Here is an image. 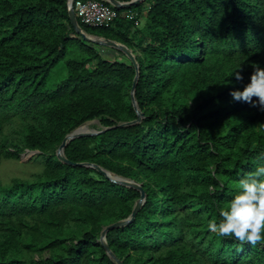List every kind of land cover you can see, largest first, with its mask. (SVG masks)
<instances>
[{
    "label": "trees",
    "instance_id": "trees-1",
    "mask_svg": "<svg viewBox=\"0 0 264 264\" xmlns=\"http://www.w3.org/2000/svg\"><path fill=\"white\" fill-rule=\"evenodd\" d=\"M118 13L107 26L78 21L139 62L144 118L129 126L119 124L138 118L137 71L123 52L84 40L68 0H0V166L27 151L44 159L29 177H0V264H115L102 231L141 192L56 154L94 119L104 131L71 140L67 158L147 195L133 222L107 233L124 264H264V241L208 227L264 163V110L230 95L242 87L235 71L246 81L264 65V0H144Z\"/></svg>",
    "mask_w": 264,
    "mask_h": 264
},
{
    "label": "clouds",
    "instance_id": "clouds-1",
    "mask_svg": "<svg viewBox=\"0 0 264 264\" xmlns=\"http://www.w3.org/2000/svg\"><path fill=\"white\" fill-rule=\"evenodd\" d=\"M233 76L242 82V87L230 89L232 99L259 105L264 110V65L254 63L246 81L242 69ZM220 216L222 219L218 222L213 220L208 224L218 235H230L250 243L264 241V163L242 176L239 190L228 205L221 208Z\"/></svg>",
    "mask_w": 264,
    "mask_h": 264
},
{
    "label": "water",
    "instance_id": "water-1",
    "mask_svg": "<svg viewBox=\"0 0 264 264\" xmlns=\"http://www.w3.org/2000/svg\"><path fill=\"white\" fill-rule=\"evenodd\" d=\"M107 1L109 3H111L114 7H116L117 9H124V8H130L131 6L136 5V4H138L144 0H131V1L107 0ZM74 2H75V0H68L69 16H70L71 23H72L75 31L79 35H81L84 38V40H86L88 42H92L96 45L114 48V49H117V50L123 52L128 57V59L133 63V65L135 66L137 74H136V77H135L134 82H133L131 96H132L133 106H134V108L138 114V118L136 120H133L130 122L120 123L119 125L120 126H129V125H133L136 123H140L142 121V119L144 118V113L140 110L138 102H137V98H136V87H137V83L139 80V68H140V66H139V62L137 61L135 54L133 53V51L130 48H128L126 45H124L120 42H117L115 40H111L108 38L100 37V36L90 35L87 32H85L79 24V21H78V18H77L75 9H74ZM87 122L83 123L80 127L73 130L70 134H68L64 138V140H63L62 144L60 145V147L58 148L56 154H57L58 159L65 164L92 167V168L102 172L103 174H105V176L107 178H109L111 181L125 185V186H128V187H131V188H135L141 192V197L137 200L132 214L127 219L119 220L117 222H114L113 224L106 226L103 229L102 234H101V238H100V241L103 244V246L105 247L107 254L114 261V263L115 264H124L123 261L121 259H119L116 256V254L111 250V248L107 242V233H108V231H110L112 229L121 228V227H124V226L130 224L131 222H133L134 219L136 218V215L138 214L140 208L144 204L147 195H146V192H145L144 188L142 187V185L140 183L136 182L135 180H131V179L124 178V177H121L119 175L113 174V173L105 170L104 168H102L101 166H99L97 164L73 163L72 161H70L67 158V156L65 155V148L71 140H73L75 138L83 137V136L96 135V134H99V133L104 131V130H101L100 132H86V131L79 132V129L82 126L86 125Z\"/></svg>",
    "mask_w": 264,
    "mask_h": 264
},
{
    "label": "rangeland",
    "instance_id": "rangeland-1",
    "mask_svg": "<svg viewBox=\"0 0 264 264\" xmlns=\"http://www.w3.org/2000/svg\"><path fill=\"white\" fill-rule=\"evenodd\" d=\"M146 21L145 12L141 15L139 25L142 26ZM110 55L116 56L114 53ZM88 130L86 132H100L104 129L100 119H94L86 123ZM38 152L27 151L21 155L19 162H4L0 166V177L6 182L13 177H29L40 172L44 166V159L35 157ZM25 164H27L25 166Z\"/></svg>",
    "mask_w": 264,
    "mask_h": 264
},
{
    "label": "built area",
    "instance_id": "built-area-1",
    "mask_svg": "<svg viewBox=\"0 0 264 264\" xmlns=\"http://www.w3.org/2000/svg\"><path fill=\"white\" fill-rule=\"evenodd\" d=\"M74 9L77 18L89 26H107L119 16L118 9L107 0H75ZM134 16L128 13L129 18Z\"/></svg>",
    "mask_w": 264,
    "mask_h": 264
},
{
    "label": "bare ground",
    "instance_id": "bare-ground-1",
    "mask_svg": "<svg viewBox=\"0 0 264 264\" xmlns=\"http://www.w3.org/2000/svg\"><path fill=\"white\" fill-rule=\"evenodd\" d=\"M84 126H82L80 129H79V132H84L85 130H81ZM114 177V176H113Z\"/></svg>",
    "mask_w": 264,
    "mask_h": 264
}]
</instances>
